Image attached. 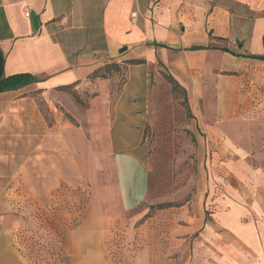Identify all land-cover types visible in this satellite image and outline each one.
I'll return each mask as SVG.
<instances>
[{
  "label": "crops",
  "instance_id": "crops-1",
  "mask_svg": "<svg viewBox=\"0 0 264 264\" xmlns=\"http://www.w3.org/2000/svg\"><path fill=\"white\" fill-rule=\"evenodd\" d=\"M263 34L264 0H0V81L17 74L37 79L0 93V264L12 263L8 227L15 204L30 191V161H44L46 149L59 162L62 149L79 152L85 162L94 156L60 115L47 126L43 104L52 98L62 106L66 99L58 89L84 83L104 62L142 61L128 67L111 121L101 106L95 122L105 136L99 147L111 162L110 183L97 186L93 206L106 225V204L130 211L148 197L141 145L146 107L122 113L121 97L135 91V71H143L146 97L153 73L170 76L185 91L203 140L222 137L232 155H246L235 147L243 139L239 115L257 86L264 91V62L245 56L263 55ZM73 109L72 102L64 104L66 113ZM248 155L229 157L228 198L214 202L211 220L201 210L187 264H264V157Z\"/></svg>",
  "mask_w": 264,
  "mask_h": 264
},
{
  "label": "rangeland",
  "instance_id": "rangeland-1",
  "mask_svg": "<svg viewBox=\"0 0 264 264\" xmlns=\"http://www.w3.org/2000/svg\"><path fill=\"white\" fill-rule=\"evenodd\" d=\"M109 63L96 69L97 76L104 73L105 79L90 74L84 83L58 89L66 96L62 106L52 98L51 105L43 104L47 126L52 128L60 115L62 122L75 127L73 137L92 145L94 156L85 162L79 152L62 149L59 162L46 149L44 161L42 157L39 163L30 161L26 183L30 191L15 204L8 227L13 254L7 261L11 264H84L91 259L92 264H187L188 252L196 248L201 210L205 221L211 220L214 202L228 198L233 163L229 157L248 159L251 152L264 157L263 87L257 86L254 96L244 99L247 108L239 115L243 139L235 147L246 155H232L234 150L224 138L203 140L186 95L166 81L162 70L153 73L147 97L143 71L136 70L135 91L121 97L122 113L127 117L131 108L146 107L141 145L148 197L130 211L120 210L113 202L106 204L108 222L99 224V208L93 209L99 204L94 202L95 191L99 184L110 183L111 162L106 147H99L105 136L95 122L101 106L108 107L111 121L129 67L117 63L119 71L104 68ZM68 102L76 107L72 113L64 110ZM159 205L165 208L158 209Z\"/></svg>",
  "mask_w": 264,
  "mask_h": 264
},
{
  "label": "trees",
  "instance_id": "trees-1",
  "mask_svg": "<svg viewBox=\"0 0 264 264\" xmlns=\"http://www.w3.org/2000/svg\"><path fill=\"white\" fill-rule=\"evenodd\" d=\"M262 46H263V51H264V34L262 36ZM221 50L224 52L231 53L227 49H221ZM231 54H233V53H231ZM245 57L264 62V53L261 56H245ZM141 63H142V61L130 60V61L123 62L122 64L130 66V65H139ZM104 68L114 69L117 71L120 70L119 65L117 63H114V62L109 63V64H105ZM91 77L92 78H102V79L106 78L104 73L101 76H97V70H94L91 73ZM164 78L166 79V81L169 84L172 85L173 88L179 89L183 94L186 95L185 91L170 76L164 75ZM35 82H37V79L35 77H33L32 75H29V74H17V75L9 76V77L3 78L0 81V93L6 92V91H11V90H16L18 88H22L26 85H29V84H32ZM72 86L73 85L61 87L59 90H68ZM162 208H165V205H159L158 209H162Z\"/></svg>",
  "mask_w": 264,
  "mask_h": 264
},
{
  "label": "built area",
  "instance_id": "built-area-1",
  "mask_svg": "<svg viewBox=\"0 0 264 264\" xmlns=\"http://www.w3.org/2000/svg\"><path fill=\"white\" fill-rule=\"evenodd\" d=\"M27 7L24 8V12L27 14ZM132 16H135V13L132 14Z\"/></svg>",
  "mask_w": 264,
  "mask_h": 264
}]
</instances>
